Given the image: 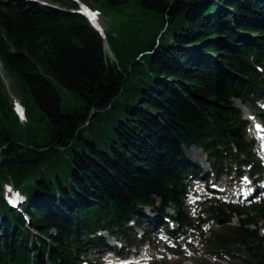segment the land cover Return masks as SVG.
Wrapping results in <instances>:
<instances>
[{
    "label": "trees",
    "instance_id": "16d2710c",
    "mask_svg": "<svg viewBox=\"0 0 264 264\" xmlns=\"http://www.w3.org/2000/svg\"><path fill=\"white\" fill-rule=\"evenodd\" d=\"M46 1L61 7L0 4V74L23 112L0 75V264H79L99 232L132 245L144 208L188 224L190 147L219 171L259 167L233 102L264 95V0H79L121 20L104 38L74 1ZM56 85L82 107L62 113ZM215 212L264 264V201Z\"/></svg>",
    "mask_w": 264,
    "mask_h": 264
},
{
    "label": "rangeland",
    "instance_id": "374dc122",
    "mask_svg": "<svg viewBox=\"0 0 264 264\" xmlns=\"http://www.w3.org/2000/svg\"><path fill=\"white\" fill-rule=\"evenodd\" d=\"M15 0H0V4L6 5L10 4ZM28 3H34L43 8H60L61 6H54L46 0H23ZM91 7H95V4L88 3ZM95 18L98 23L101 24L102 28L108 35L112 34V29L117 28L120 23V19L115 17L111 13L96 12ZM112 58L111 55H109ZM1 68V64H0ZM1 80L3 81L4 87L8 92L9 96L12 98V101L18 103L16 100V95L13 91V85L11 80L6 77L4 71L1 70ZM56 88L60 94L61 98V110L62 113H72L74 110L80 109L82 107L81 98H77L74 93L69 92L63 89L61 86L56 85ZM234 106L241 112L243 119L246 117V111L250 112L253 115L255 121L259 123L264 121V105L260 102L245 104L242 105L239 101H234ZM36 116L40 117L38 111H36ZM255 116V117H254ZM43 122L41 121L40 124ZM245 137L247 140H250V133L248 129H245ZM193 148V149H192ZM259 147L252 148L251 155L259 160ZM196 149V152H195ZM192 152L197 153V155H192ZM185 157L188 161L194 163L193 165L205 170L208 174L207 180H198L194 182L193 180L187 181L185 185V197H184V214L181 216L182 220H187L188 225L185 223H180L175 220L170 219V221L164 219V227L157 226L156 230L159 231L158 234H154V231H149L144 236H142L141 230L138 227H132V230L129 233L131 239H137L135 241L136 245L132 249H128L124 245L123 237L117 234H107L106 232L101 233L103 241L106 245L116 244L117 248L115 250L121 251L124 255H127L130 261H133V264H244L247 260H250L247 253L246 247L252 245L247 240L239 241L238 236L231 234V229L238 226V218L232 216L233 218L229 222L227 218L230 216L229 213H225L223 216V221L219 224L218 219L216 218V210L221 209L226 206L223 199H220L218 195L212 194L209 192L212 188L211 186L213 177L217 170L212 169V164L210 165L207 161L206 155L198 147H190L189 149L184 150ZM192 155V156H191ZM230 161L224 162L223 169H230L231 172H234L235 165H230ZM218 167V166H216ZM223 170V174L226 172ZM248 169H245V171ZM212 171L214 173H212ZM221 174V173H220ZM218 175L216 187H219L220 184H224L229 177L226 178L224 175ZM232 177V174H230ZM211 182V183H210ZM213 186V185H212ZM204 195L207 198V202L199 203L198 198ZM257 202L254 200L252 202ZM240 204L249 205L250 202H241ZM149 209H143L142 214L153 217L155 213L150 212ZM149 213V214H148ZM165 214L172 215L170 210L166 211ZM175 218V217H173ZM170 222V223H169ZM142 225H146L143 223ZM166 225V226H165ZM132 226V225H131ZM173 230L181 229V236L179 237L178 244H175L172 237ZM254 230V227L250 228V231ZM259 235L263 237L264 240V228L259 226ZM262 230V231H261ZM177 231V232H178ZM183 233L187 234L183 238ZM189 235V236H188ZM142 236V237H141ZM225 238L224 243L214 247L212 244V238ZM110 243V244H109ZM113 243V244H112ZM126 248L128 250H126ZM87 250V249H86ZM198 255H203L199 257ZM115 257H106L102 254H97L96 252L87 251L80 257V262L82 264H114L116 261Z\"/></svg>",
    "mask_w": 264,
    "mask_h": 264
},
{
    "label": "bare ground",
    "instance_id": "6f19581e",
    "mask_svg": "<svg viewBox=\"0 0 264 264\" xmlns=\"http://www.w3.org/2000/svg\"><path fill=\"white\" fill-rule=\"evenodd\" d=\"M92 21L94 22V23H98L97 22V20L96 19H92ZM193 149V148H192ZM195 152H196V149H195ZM195 152H192V155H197V153H195ZM191 155V156H192ZM238 187H240V188H242L243 187V185H238ZM166 218L168 219V220H170L169 218H168V216L166 215ZM170 228V227H169ZM172 231H173V235H175V237H172L173 238V240H174V242H175V244H178V240H179V237L181 236L179 233H181L182 231H181V229H179V231L178 230H173L172 228H170ZM178 231V232H177ZM118 235V234H117ZM120 236V235H119ZM187 236V234H185V233H183V238H185ZM189 236V235H188ZM113 244V243H112ZM124 245H126V247H127V244H124ZM113 247H116V245L115 244H113L112 245ZM126 250H128L127 248H126ZM192 254H196V253H194V251H192L191 252ZM196 255H198V254H196ZM199 257H202L203 255H198ZM95 264H99V263H97V262H95Z\"/></svg>",
    "mask_w": 264,
    "mask_h": 264
},
{
    "label": "water",
    "instance_id": "95a60500",
    "mask_svg": "<svg viewBox=\"0 0 264 264\" xmlns=\"http://www.w3.org/2000/svg\"><path fill=\"white\" fill-rule=\"evenodd\" d=\"M91 24L94 26V28L99 32V33H101V35H102V32H101V30H100V28L93 22V21H91ZM105 48L107 49V46H106V44H105Z\"/></svg>",
    "mask_w": 264,
    "mask_h": 264
},
{
    "label": "snow or ice",
    "instance_id": "6c2138e0",
    "mask_svg": "<svg viewBox=\"0 0 264 264\" xmlns=\"http://www.w3.org/2000/svg\"><path fill=\"white\" fill-rule=\"evenodd\" d=\"M92 17V19H95V13H88Z\"/></svg>",
    "mask_w": 264,
    "mask_h": 264
}]
</instances>
